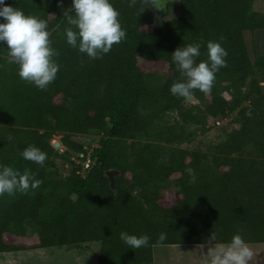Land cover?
<instances>
[{
    "label": "trees",
    "instance_id": "obj_1",
    "mask_svg": "<svg viewBox=\"0 0 264 264\" xmlns=\"http://www.w3.org/2000/svg\"><path fill=\"white\" fill-rule=\"evenodd\" d=\"M110 2L126 38L90 59L66 42L63 12L72 0H5L48 21L59 71L47 90L28 84L0 43V164L28 168L42 181L26 194L0 196V253L99 242L98 264H155L154 245H201L211 233L217 242L239 233L264 243V51L256 39L253 60L245 39L246 31L264 35V12L254 0H169L162 14L139 12L140 0ZM201 40L197 62L207 60L213 40L226 49L227 67L210 94L195 90L199 102L189 103L170 93L180 79L171 54ZM231 115L225 123L237 126L201 141L205 149L182 147L209 133L210 118L216 124ZM95 132L103 135L88 152L76 137ZM57 134L64 152L52 144ZM29 144L47 153L43 166L20 155ZM61 163L71 170L62 172ZM112 168L120 171L114 187ZM168 182L177 188L174 201L161 191ZM121 231L148 234L149 247L129 248Z\"/></svg>",
    "mask_w": 264,
    "mask_h": 264
},
{
    "label": "clouds",
    "instance_id": "obj_2",
    "mask_svg": "<svg viewBox=\"0 0 264 264\" xmlns=\"http://www.w3.org/2000/svg\"><path fill=\"white\" fill-rule=\"evenodd\" d=\"M136 4L137 0H129L130 7ZM140 5L139 12L153 7L164 10L161 0H140ZM119 15L110 0H72L70 7L63 12L68 25L64 29L66 42L80 53L87 54L90 59L102 58L111 51L113 45L126 38V30L121 26ZM0 18L3 20L0 22V43L7 46L8 62L18 66L22 81L47 90L59 71L54 59L59 53L52 47L48 21L34 14H25L21 8L6 4L5 0H0ZM202 43L203 40L188 43L177 47L171 54L180 72V79L170 86L173 96L189 98L195 90L210 94L215 74L227 67L226 49L220 42L213 40L207 41V60L197 62ZM20 155L41 166L47 160V153L33 144H29ZM41 183L28 168L21 173L11 166L0 164V196H12L17 192L26 194L30 188H39ZM119 238L132 249L149 247L148 234L137 236L121 231ZM166 239V233L158 235V242L162 243ZM205 248L206 264H249L254 255L239 233L234 234L228 243L217 242L216 234L211 233L205 241Z\"/></svg>",
    "mask_w": 264,
    "mask_h": 264
},
{
    "label": "rangeland",
    "instance_id": "obj_3",
    "mask_svg": "<svg viewBox=\"0 0 264 264\" xmlns=\"http://www.w3.org/2000/svg\"><path fill=\"white\" fill-rule=\"evenodd\" d=\"M169 0H161V3L164 5V10L156 9L157 14H162L166 11V4ZM254 9L260 12H264V0H254ZM245 39L247 46L251 53V57L254 60L255 53L253 44L256 39L259 40L261 47V52H263L264 45V35L262 31L258 32H245ZM158 80L164 81L167 78V73L164 70H158ZM226 96L229 97V94L226 93ZM63 103H66V100H62ZM230 120L234 118V115L229 116ZM221 124H214L212 118L209 119V125L211 129L209 133L195 140L194 143L188 144L185 143L182 147L196 148L200 147L205 149L207 145L201 143V141L211 140L216 135L220 134L222 127L226 126L230 130L233 126H237L232 122L225 123L226 120L221 119ZM102 133H91L87 135H78L76 138L85 144H90L88 152H92L94 148L98 147L99 139L101 138ZM61 134H57L53 137L52 141L59 139L61 141ZM62 145H64L62 143ZM166 146H171L165 144ZM65 146V145H64ZM67 149L65 146L64 149H59L60 152H64ZM168 152L164 155V160H168ZM87 162L83 163L86 164ZM63 170L62 172L67 173L68 170H71V164L61 163ZM85 171V170H84ZM164 194V198L168 201H174L177 195V188L174 187L173 183L168 182L164 184V188L161 189ZM37 231L36 225L29 221L26 223V232L28 235H33ZM248 246L253 250V258L249 261V264H264V243H247ZM100 248L99 242H91L80 245H71L63 247H43L36 249H27L20 251L4 252L0 253V264H98L97 253ZM205 244L201 245H183V244H164V245H154L153 254H154V263L155 264H206L207 257L205 255Z\"/></svg>",
    "mask_w": 264,
    "mask_h": 264
},
{
    "label": "water",
    "instance_id": "obj_4",
    "mask_svg": "<svg viewBox=\"0 0 264 264\" xmlns=\"http://www.w3.org/2000/svg\"><path fill=\"white\" fill-rule=\"evenodd\" d=\"M187 102H189V103H198L199 101L194 95H192L191 97L187 98ZM249 113H252L253 115H255L257 113V110L255 108H251ZM52 144L57 149H64L65 148V146L62 145V142L59 139L53 140ZM119 174H120V171L118 169H116V168L108 169L106 171V175L109 178L110 184H111L112 187L115 186V177L117 175H119Z\"/></svg>",
    "mask_w": 264,
    "mask_h": 264
},
{
    "label": "built area",
    "instance_id": "obj_5",
    "mask_svg": "<svg viewBox=\"0 0 264 264\" xmlns=\"http://www.w3.org/2000/svg\"><path fill=\"white\" fill-rule=\"evenodd\" d=\"M230 119V117L225 118L226 122ZM222 120H218L217 124H221ZM90 161V159L87 160V163Z\"/></svg>",
    "mask_w": 264,
    "mask_h": 264
}]
</instances>
